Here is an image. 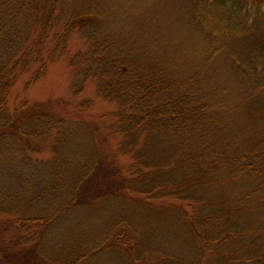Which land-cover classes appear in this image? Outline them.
<instances>
[{"label": "trees", "instance_id": "obj_1", "mask_svg": "<svg viewBox=\"0 0 264 264\" xmlns=\"http://www.w3.org/2000/svg\"><path fill=\"white\" fill-rule=\"evenodd\" d=\"M151 1L132 18L135 0H0V264H264V0ZM171 4L240 76L242 106L150 28ZM62 56L72 93L92 83L113 111L9 108L23 74L26 89ZM106 201L113 214L88 212Z\"/></svg>", "mask_w": 264, "mask_h": 264}, {"label": "rangeland", "instance_id": "obj_2", "mask_svg": "<svg viewBox=\"0 0 264 264\" xmlns=\"http://www.w3.org/2000/svg\"><path fill=\"white\" fill-rule=\"evenodd\" d=\"M131 6L128 7L127 12L130 17L135 18L137 15L142 17V13H145L149 6L145 3V0H135L134 3H131ZM136 6V8L133 6ZM150 5L152 8L158 7L156 2L150 0ZM150 7V6H149ZM142 9L139 11V9ZM171 15L159 16V18L154 19L153 23L150 25V28L153 31H158V36H161V39L166 42L168 41V35L172 36L175 34L182 41V46H180L182 55L185 59L186 67L189 70L205 71V74L208 76L215 86L217 91L221 89L224 99L227 100L226 103H235V106L241 105V96L238 91L240 76L235 72H232L229 66L225 63L224 60H219L211 58V60L206 59V52L204 49V42L200 37L194 36L193 31L188 26L185 29L178 31L174 27V15L172 4L168 6ZM167 8V12H168ZM139 18V17H138ZM159 27V28H158ZM177 32H180L177 35ZM172 40V39H170ZM86 46L85 38L80 35L73 36L68 45V55L74 53L79 49H83ZM67 55V56H68ZM67 56H62L58 59L52 60L48 64V69L46 74L40 80L36 81L34 84L29 85L26 89L24 88V83L26 81L27 75L23 74L12 87L8 95V106L13 108L17 103L22 100H27L28 102H43L52 104L51 110L61 113L63 116L68 117L70 120L74 119H83L90 120L97 118L102 113H108L115 109V105L111 102L102 100L95 96L94 94V85L88 83L87 87L76 94L72 93L71 84L73 82V74L71 67L68 65ZM210 77V78H209ZM85 98H92L93 104L88 109L84 111H77L74 109V104L79 100ZM242 106V105H241ZM108 120H100L99 126L104 127L109 123ZM98 122V121H97ZM110 144L113 146V142H108L104 145L103 149L106 153L111 152L108 148ZM111 147V146H110ZM34 157L44 159L48 155L46 153H36ZM115 160L121 164H127L129 158L118 156ZM9 183H7L8 185ZM116 209V202L106 201L100 202L93 208H90V211L95 213L97 216H105L106 214H113ZM77 215V214H76ZM4 219V216H0V221Z\"/></svg>", "mask_w": 264, "mask_h": 264}]
</instances>
